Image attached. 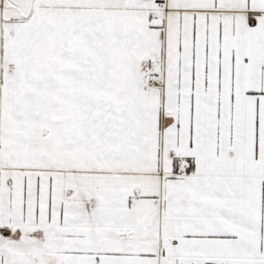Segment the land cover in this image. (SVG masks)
Segmentation results:
<instances>
[{"label": "snow or ice", "instance_id": "obj_1", "mask_svg": "<svg viewBox=\"0 0 264 264\" xmlns=\"http://www.w3.org/2000/svg\"><path fill=\"white\" fill-rule=\"evenodd\" d=\"M0 264H264V0H0Z\"/></svg>", "mask_w": 264, "mask_h": 264}]
</instances>
